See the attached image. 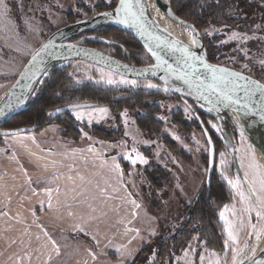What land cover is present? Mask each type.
Segmentation results:
<instances>
[{
  "label": "rangeland",
  "instance_id": "obj_1",
  "mask_svg": "<svg viewBox=\"0 0 264 264\" xmlns=\"http://www.w3.org/2000/svg\"><path fill=\"white\" fill-rule=\"evenodd\" d=\"M95 1L98 0H9L10 17L0 21V99L13 78L19 73L31 51L48 33V27L54 28L72 21L68 20L66 15L69 10H72L75 15L85 16V5L95 10L97 6ZM102 1L109 2V0ZM167 1L173 3L175 0ZM260 1L264 3V0ZM25 21L38 27L40 31L30 30ZM225 25L210 26L201 30L200 34L202 36L205 30L212 31L213 28L223 29V31L213 35L220 36L217 41L218 44L227 39V35H230L232 30L255 37L242 45L247 49V59L244 53L238 50L237 42L232 41L221 46L226 57L230 61L238 63L236 68L243 69L242 65L244 64H252L261 68L259 61L264 60V32L249 31L247 28L228 25L225 28ZM144 59V61L149 60L146 55ZM70 61L71 63H69ZM63 62L70 64L71 71L78 73V78L91 81L99 86L115 87L121 85L164 92L163 87L165 85L154 79H134L123 75L129 80L137 81V86H132L120 83L121 74L105 67L79 59ZM100 68H103L105 73L111 72L113 79L117 82L108 84L106 83L107 77L102 80V73L97 71ZM148 83L156 84L159 87L148 88L146 87ZM160 103L161 111L158 117L163 118V126H160V132L169 134L179 147L188 154V160L180 158L177 148L168 146V143L157 134L148 131L143 132L134 123L135 121L128 111H126V116L121 115V126L115 124L114 114L111 111L103 119L92 120L91 123L105 128L108 132L119 127L120 131L114 138L90 132L79 125L82 121L77 124L79 131H76L78 134L76 138H72V135L64 138L59 131L60 126L56 120L38 129L19 132L17 138H13L11 135L5 137L4 134H0V264H19L18 256L23 257V264H119L121 260L126 264L133 261L132 257H135L142 246L141 244L153 236V232L163 231L168 223H175L177 199L179 200L183 196L182 199L188 201L204 176L206 167L198 157V153L206 148V144L201 131L193 129L188 132V138H185L182 131L170 121V113L173 109L182 110L188 119L192 117L191 108L189 107L186 112L185 108L188 105L182 99L172 95L161 99ZM193 105L194 108L213 116L206 119L207 124L221 142L216 154L214 169L230 190L229 201L217 209V223L224 245V240L228 237L224 231V221L219 216L220 211L224 210V206H229L228 210L225 211V216L237 227H239V217L244 216L245 221L247 220L246 214L242 211L244 206L240 203L235 190L227 183L225 175L229 179L244 176L249 163V156L255 154L253 142L244 133L245 140L243 144L241 143L240 129L232 119L235 127L232 133L217 132L209 123L212 121L217 124L213 113H209L207 108L201 107V102H194ZM94 107L108 108L105 105H95ZM83 110L90 111L89 108ZM124 112L125 110L121 111V113ZM69 113L75 118L73 109H70ZM94 115L98 117L99 114ZM19 118L18 120H23L21 116ZM83 121L88 122L87 117ZM84 133H87L91 139L85 137ZM20 137L24 139L21 140ZM31 137L35 139H31ZM145 141L148 143H144ZM226 141H230V143H226ZM89 145L96 149L95 153L87 151ZM248 145H251V149H248ZM133 147L148 160L147 164L137 162L136 165H133L124 159V155L129 153ZM221 152L226 154L228 160V167L224 174H222L219 164V153ZM97 153L99 158H97ZM132 155L135 156V153ZM113 157L116 158V162L120 164L123 170L122 179L126 185V190L121 187L118 174L109 171ZM254 157L261 165L256 155ZM101 160H107L108 166L101 168ZM151 160L168 170L161 189L152 196L158 201L157 209L153 206L154 201L152 202L150 199L151 194H149L148 186L145 184L141 172L142 168H149ZM242 162L243 167L241 166ZM69 176L72 177L71 180L68 179ZM79 176H84L86 181L91 180L92 183L82 182ZM189 181L194 183L191 184L193 189L190 191L188 189ZM96 184L107 187L108 194L114 199L105 200L104 197L100 196L95 187ZM113 187L119 188V192H113ZM244 187L247 188V182L246 186L244 183ZM48 188L52 189L51 207L48 206L49 194L45 191ZM129 192L131 197L127 195ZM78 193L79 195H77ZM130 199L136 200L141 207L135 209L134 205L129 202ZM89 205L97 209V212L94 213L97 219L92 221L86 220L87 214L90 212ZM233 209L236 212L235 216L232 215ZM148 210L149 218L146 220L145 216H147ZM133 211L137 213L135 217L132 215ZM69 212L73 214L69 215ZM100 212H105L106 215L100 216ZM142 216H144L143 220ZM158 216L162 220L161 226L156 220ZM252 223H257L254 213L252 214ZM77 225L84 227L85 232H80ZM260 226H264V221L258 223V227ZM126 228H138L140 235L136 239H132L135 233L128 232L127 240ZM45 231L47 236L44 235ZM249 231L252 229L245 228L240 232L241 246L245 240H249L247 236ZM85 233H89V235H85ZM37 236L40 237L39 240L36 239ZM93 236L100 241L99 245L92 239ZM48 237H51L59 246V255L53 250ZM125 239L126 241H124ZM109 241L112 242L111 246H106ZM200 242L203 240L198 238L196 233H193L188 245L175 255L176 264H184L183 259L178 260L177 258L184 256V250L189 248V244L196 247L198 253L203 251L204 246H206L209 251H215L223 257V246L222 249H219L206 244L200 245ZM249 242L254 244V237ZM116 245H126L127 249L132 251V256H121L116 253ZM89 249L96 254L95 260L89 255ZM110 251L114 253L108 255ZM25 253L28 255L26 256ZM153 254L154 251L145 256L147 257L145 264L150 262ZM49 255L51 260H49ZM28 256L31 257L30 260ZM194 259L199 264L198 257H194ZM228 259L230 261L231 254H229Z\"/></svg>",
  "mask_w": 264,
  "mask_h": 264
},
{
  "label": "trees",
  "instance_id": "obj_2",
  "mask_svg": "<svg viewBox=\"0 0 264 264\" xmlns=\"http://www.w3.org/2000/svg\"><path fill=\"white\" fill-rule=\"evenodd\" d=\"M96 8H86V15L95 11L112 6L114 0L106 2L102 0L95 1ZM173 11H176L181 17L192 22L201 32L210 26L226 24L231 27L247 28L249 31L264 32V3L260 0H175L170 2ZM68 20L81 18V15H75L72 10L66 14ZM260 25V28H257ZM49 31L55 29L48 27ZM46 33L45 36L48 34ZM80 43L101 48L119 58L135 64L149 63L151 58L142 44L130 33L114 26L110 22H102L94 27L74 34L70 37ZM220 36L208 37L202 35L206 56L208 59L224 63L230 66H237V62L230 61L222 50V44H218ZM148 61H144V56ZM73 61V60H72ZM233 62V63H232ZM71 63V61L69 62ZM64 62L56 63L48 71L49 75L44 78V83L37 86L38 91L35 95H30L24 108L12 117L2 126V128L21 127L35 125L34 129L41 128L51 121L56 120L60 126L59 131L65 137L76 138L79 131L77 126L84 127L94 134H100L107 137H117L120 128L108 132L105 128L85 121L79 123L70 113V109L57 112L63 106L71 103H82L84 105H105L114 114L115 124L121 126V111L126 110L131 113L134 123L144 132H152L161 137L168 146L176 147L180 158L188 160V154L179 147V145L169 136L160 132V126H163L162 119L158 117L161 111L160 100L176 94L164 93L158 90H143L128 86H99L91 81L78 78V73L72 72L70 64ZM247 69H242L251 75H254L264 81V70L258 66L248 64ZM256 67V68H255ZM250 70V71H249ZM260 72V73H259ZM79 81V82H77ZM119 87V88H118ZM179 98V97H178ZM194 108V107H193ZM201 120L205 123L213 139L216 154L220 148V139L216 137L215 132L207 124V118L213 117L198 108H194ZM221 122L226 132L232 133L235 129L228 114L220 110ZM21 116V119L18 118ZM20 119V118H19ZM170 121L188 138L189 131H201L205 144L207 143L204 133L192 112L191 118H186L180 109H173L170 113ZM77 131V132H78ZM0 134H4L1 133ZM225 144V143H224ZM226 145V144H225ZM227 146V145H226ZM205 167H207V144L206 148L198 153ZM215 168V164H214ZM213 169L209 187L205 184V174L197 185L193 196L185 201L183 196L177 199V215L175 223H168L165 230L156 232L151 238L141 244L133 261L126 264H145L150 252L154 251L155 259H151V264H176L175 255L180 253L187 245L193 233L201 238L204 244L222 249L223 237L217 223V209L230 199V190L224 180ZM151 194V201H154L155 209L158 207V201L152 197L161 189L163 179L167 176L168 170L159 163L150 162L149 168H143L141 171ZM193 182L189 181V191L193 187ZM179 194V193H178ZM161 218V216H160ZM158 225L161 226L162 220L158 218ZM148 262V264H150Z\"/></svg>",
  "mask_w": 264,
  "mask_h": 264
},
{
  "label": "snow or ice",
  "instance_id": "obj_3",
  "mask_svg": "<svg viewBox=\"0 0 264 264\" xmlns=\"http://www.w3.org/2000/svg\"><path fill=\"white\" fill-rule=\"evenodd\" d=\"M111 2V0H109ZM11 8L9 6V0H0V21L7 20L10 17ZM171 13V9L168 12ZM97 15L104 16L106 18H111L117 22L127 25L131 28H134L138 34L145 39V48L147 52L150 53L151 57L154 58L155 63L147 65L145 68L140 69V73L145 72H160L164 73L160 77L164 81V92H169L170 90H175L176 92L184 93L189 96H195L197 101H204L207 104V111L209 113L216 112L219 113L221 108H231L236 115L233 117L235 123L240 127V137L241 143L245 140V135L243 131V126L240 124L241 114L247 115L252 113L258 115L262 121H264V83L253 79L250 75L245 74L244 71H236L232 68L212 64L207 61L206 52L202 54H197L193 51L194 46L203 47L200 39V33L196 29L195 25L188 24L184 21L186 29L189 35V43L185 44L183 41L172 36L168 32L167 28L162 30L163 34L158 30L159 25L154 19H149L146 16V10L142 4V0H118L116 7L112 11H106L103 13H98ZM175 18V17H174ZM178 19V18H176ZM25 24L28 25L30 30L39 32L40 29L33 24H30L28 21H25ZM225 28L228 26L225 25ZM260 25H257V28H260ZM223 31V29H215L212 31L205 30L204 35L213 36L214 33ZM255 37L249 36L246 33H241L235 30L231 31L230 35H227V39L220 41L221 44H227L229 42H237L238 50L242 51L245 55V58H248L247 49L242 47L247 41L254 39ZM54 46V41L52 39L47 40L40 44L38 48L31 51L30 59L28 63L24 66V71L20 73V76L28 81L24 85L25 88L30 89V94L35 95L38 91L39 85L44 83V78L49 75L48 69L45 62V54H50L49 49ZM63 47V45H61ZM72 48V45L68 46ZM167 57V58H166ZM262 70H264V60L259 61ZM127 67V66H125ZM248 64L242 65L243 69H248ZM119 65H116L114 70H118ZM102 73L101 79L104 80L105 77L106 83L114 84L117 81L113 79L112 73H105L103 68L97 69ZM79 82V81H77ZM120 83L129 84L132 86H137L136 80H129L125 78L122 74L120 76ZM19 80L12 86L14 89L18 84ZM148 88H158L159 86L153 83H148L146 85ZM14 95V93L9 91L6 93V96ZM23 99L17 97V104H22L27 95L21 94ZM201 107H204L205 104H201ZM14 105L9 100L5 105V108L11 109ZM73 109V114L78 121H83L87 117L88 122L91 123L93 119H103L108 116L109 110L106 107H94L91 105H79L73 104L70 105ZM190 106H186L185 111L189 110ZM89 108L90 111H84L83 109ZM62 109H56L57 112ZM94 114H99L98 117ZM126 110L124 113H121L122 116H126ZM5 115V109L0 108V116ZM219 118V117H218ZM163 119V118H162ZM212 128L217 132L222 131V128L217 124L209 121ZM24 131L23 129L15 130L11 133L5 132V137L11 135L13 138H17L19 132ZM205 134H207V129H205ZM127 135V133H126ZM85 137H88L87 133H84ZM179 139V137H176ZM20 139H24L20 137ZM31 139H35L31 137ZM91 139V137H88ZM144 143H148L145 141ZM208 143L211 144V138H208ZM230 143V141H226ZM248 149H251V145L247 146ZM83 151V150H80ZM87 151L90 153H95L96 149L91 145L87 148ZM135 153V156L132 155ZM220 156V167L222 174L226 171L228 167V160L224 152L219 153ZM97 158L99 154L97 153ZM113 162L109 168V171L117 173L120 177V185L126 190V185L123 183V170L116 158L113 157ZM124 159L130 161L133 165H136L137 162L141 164H147L148 160L140 154L135 147L131 149L129 153L124 155ZM243 160V158H242ZM108 166L107 160H101L100 167ZM242 167L243 162H242ZM69 180L72 179L71 176L68 177ZM79 179L84 182L91 184V180L85 179L84 176H79ZM227 183L235 190L236 195L239 197L240 203L244 206L242 211L246 214L247 220L245 221L244 216L239 217V227L230 221L225 216V211L228 210L229 206L225 205L224 210L220 211V219L224 221V231L227 233V239L224 240V255L223 257L215 251H209L206 246H204L203 251L197 252V248L189 244V248L184 250V256L178 257L177 259H183L184 264H197V260L194 257H198L199 264H264V248L259 247V243L262 238H264V226L258 227L260 221H264V165H260L256 160L254 155L250 154L249 163L247 164V170L244 173V176H236L235 178L229 179L225 175ZM247 182V188L244 187V183ZM107 184V181H105ZM100 196L104 197L105 200L114 199L113 196L108 194L107 187H101L99 184L95 185ZM119 188L113 187V192H119ZM45 191L49 194V207H51V192L52 189L48 188ZM73 191H75L73 189ZM59 192V189H57ZM79 195V193L77 194ZM131 197V193H127ZM134 205L135 209H139L141 206L134 199L129 201ZM90 212L87 214L86 220L92 221L97 219V216L94 213L97 212V209L89 205ZM255 214L257 223H252V214ZM72 215V212L68 213ZM100 216L106 215L105 212H100ZM133 217L137 215L135 211L132 213ZM232 215L235 216L236 212L233 209ZM82 219H84L82 217ZM130 223V222H129ZM250 228L252 231L247 232L249 240L254 237L255 244H251L249 240H245L243 246L240 244L239 235L240 232L245 229ZM77 229L80 232H85L84 227L77 225ZM128 232H134L135 235L132 239H136L140 235V230L138 228H126L125 234ZM155 234L154 232L152 233ZM44 235L47 236V232H44ZM89 235V233H85ZM37 240L40 239L39 236L36 237ZM99 245L100 241L96 239L95 236L92 237ZM48 241L51 243L53 250L59 255L60 249L51 237H48ZM15 243V241H13ZM131 243V240H129ZM112 242L109 241L108 245L111 246ZM200 245H204V242H200ZM123 250V251H122ZM116 253H119L121 256H132V251L127 249L126 245H116ZM207 253V255H206ZM231 254V259L229 261L228 256ZM27 256L28 254L25 253ZM89 255L92 256V259H96V254L89 249ZM257 257H260L259 259ZM30 260L31 257L28 256ZM153 260L155 259V253L153 254ZM49 260L51 256L49 255ZM17 261L19 264H23V257L18 256ZM119 264H125L123 260ZM151 264V262H150Z\"/></svg>",
  "mask_w": 264,
  "mask_h": 264
},
{
  "label": "water",
  "instance_id": "obj_4",
  "mask_svg": "<svg viewBox=\"0 0 264 264\" xmlns=\"http://www.w3.org/2000/svg\"><path fill=\"white\" fill-rule=\"evenodd\" d=\"M114 1L115 2L112 6L100 9L98 11H95L94 13H91L90 15L83 16L81 18L69 21L66 24H62L58 27H55V29L50 31L46 36L43 37L42 40H40V42L36 46V48H38L41 43L46 42L49 39H52L54 41V46L49 49L50 54H45V62H46V67H47L48 71L56 63L79 59V60H84V61L90 62L92 64H96V65L105 67L107 69L115 71L118 74H122V75L130 77V78L154 79L156 81L161 82L162 85H164V81L160 79V77L164 75V73L162 71L156 72V73H152V72L140 73V71H139L140 69L145 68L147 65L155 63L154 58L151 57L150 53H148L147 49L145 48V39L143 37H141L134 28H131L127 25H123L114 19L106 18V17L101 16V15H97L98 13H103L106 11H112L118 3V0H114ZM161 7H162L163 11H165V13H167V14L169 12V9H171V13H173L174 16L169 15V14L168 15H169V17H171V19H173L175 21V23H181V21H184L188 24H193L189 20H187V19L181 17L179 14H177L176 11H173V8L171 7L169 2L161 3ZM148 18L151 19L150 17H148ZM176 18H178V19H176ZM102 22L113 23L114 26L116 25V26L120 27L122 30L133 35V37H135L142 44V46L144 47L143 49H145L146 52L149 54V56L151 58V60H150L151 62L142 63V64H135L132 62H128L127 60L119 58V57H117V56H115V55H113V54H111V53H109V52H107L101 48H98V47L93 46V45L85 44V43H80V42L70 38L72 35L77 34L81 31H84L90 27H94L95 25H98ZM181 24H184V23H181ZM196 29L200 33V31L197 27H196ZM161 34H163V33L161 32ZM200 39H201L202 46H203L204 42H203L201 34H200ZM61 45H63V47H61ZM69 45H72L73 47L69 48L68 47ZM193 51L197 52V54H202V53L206 52L205 46L200 47L199 50L193 49ZM206 58H207V56H206ZM29 59H30V55L27 58V60L25 61V63L22 65L21 69L19 70V73H17L15 78H13V81L11 82V84L9 85V87L7 88V90L5 91V93L3 94V96L0 99V108L5 109V115L0 116V132L1 133H5V132L11 133V132L18 130V129H23L24 131H26V130H31V129L35 128L34 127L35 125H28V126H21V127L19 126V127H12V128H2V126L12 117V115L19 113L24 108V106L26 104L25 102H27L29 96L31 95L30 89L24 87V85L27 84L28 81L20 76V73L24 71V66L28 63ZM207 61L209 63H212V64H218V65H223V66L232 68L236 71H244L242 69H239V68H236V67H233L230 65H226L224 63L212 61L208 58H207ZM117 64L119 65V68H118V70H114L116 68ZM125 66H127V67H125ZM244 72H245V74L250 75L253 79L264 83V81H261V79H259L258 77L251 75L250 73H248L246 71H244ZM18 80L20 83L13 89L12 86L14 84H16V82ZM10 90L12 93H14V95L6 96V93H9ZM170 92L176 94L188 106H190V108H191L192 112L194 113L196 120L199 122V125L202 129V132L204 133V136L206 138V141H207V143H206L207 144V155H206L207 167L205 168L206 169L205 184L208 188L209 184H210L209 180H211V174L213 171L212 168H214V164H215V149H214V144H213L214 142H213V139L211 137L210 132H208L209 130H208L207 126L201 120V117L199 116L197 111L193 108L194 102H196V103L201 102V104L202 103L205 104V106H204L205 108H207V104L204 101H197L195 96H189V95H186L184 93L176 92L175 90H170ZM22 93L27 95L28 98L25 99L22 104H17V97H20L21 99H23V96L21 95ZM9 100H11V102L14 105V107L11 109L5 108V105L9 102ZM73 104L84 105L82 103H71V104L63 106L61 108L62 109L61 111L72 109L70 107V105H73ZM221 110H224L227 113V108L222 107ZM211 113H213V115L217 121V125L222 128V132H225V129L223 128V125H222V122L220 119L221 118L220 113H217V114L214 112H211ZM248 115L262 121L258 115H255L252 113H248ZM262 122L264 123V121H262ZM205 129H207V134H205ZM209 137L211 138V144L208 143ZM226 138H228V137L226 136ZM257 258L259 259L260 257H257Z\"/></svg>",
  "mask_w": 264,
  "mask_h": 264
},
{
  "label": "bare ground",
  "instance_id": "obj_5",
  "mask_svg": "<svg viewBox=\"0 0 264 264\" xmlns=\"http://www.w3.org/2000/svg\"><path fill=\"white\" fill-rule=\"evenodd\" d=\"M167 2V0H142V4H145L144 7L146 10V15L157 22L161 32L164 28H167L168 32H170L173 37L183 41L185 44L189 43V35L186 25L175 23V21L171 19V17H169L165 11H163L161 3ZM193 49L199 50L200 47L194 46ZM227 113L231 116L230 119H232L235 123L233 117L236 115V113L231 108H227ZM240 124L243 126L244 133L253 142L254 155H256L261 165H264V123L248 114H241ZM235 125L240 129L236 123ZM259 247L264 248V239H261Z\"/></svg>",
  "mask_w": 264,
  "mask_h": 264
},
{
  "label": "crops",
  "instance_id": "obj_6",
  "mask_svg": "<svg viewBox=\"0 0 264 264\" xmlns=\"http://www.w3.org/2000/svg\"><path fill=\"white\" fill-rule=\"evenodd\" d=\"M141 170H143V168H142ZM146 215H147V216H145V218H146V220H147V219L149 218V210H148V212H147ZM143 217H144V216H142V220H143ZM128 234H129V233L125 234L126 237H127ZM126 237H125V238H126ZM129 238H130V236H129ZM126 239L128 240V237H127ZM126 239H125L124 241H126ZM110 253H114V252H113V251H110V252H108V255H109ZM115 257H116V255H115Z\"/></svg>",
  "mask_w": 264,
  "mask_h": 264
}]
</instances>
